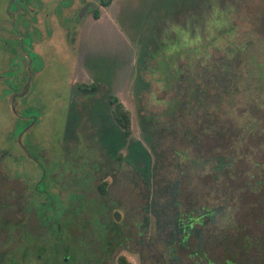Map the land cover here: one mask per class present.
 <instances>
[{
  "label": "rangeland",
  "instance_id": "1",
  "mask_svg": "<svg viewBox=\"0 0 264 264\" xmlns=\"http://www.w3.org/2000/svg\"><path fill=\"white\" fill-rule=\"evenodd\" d=\"M9 1L0 0V53L7 82L0 138L5 134L6 149L14 147L19 152L17 163L9 157L6 164L11 175H19V169L21 176L20 180L16 176V182L0 180V201H6L5 207L0 206V264H119L120 256L131 264H264V0H197L193 7L188 4L194 0H186L182 1L181 11L160 25L162 37L168 40L180 30L188 36L203 20L212 26L216 22L214 14L226 10L227 22L215 32L214 46L204 49L202 39L197 42L198 59H205V53L210 51L215 70L210 75L202 64H197L202 73L199 82L204 88L209 80L231 86L236 76L239 84L237 104L233 107L228 105L229 97L223 90L213 94L211 89L206 90L211 93L209 103L219 107L212 112L214 119L209 111L213 107L205 106L197 111L196 120L187 117L178 125L165 123L178 131L179 147L190 144L194 155L201 152L227 159L232 153L234 161L231 171L219 178L211 170L199 172L183 166L185 174L178 185L181 209L187 211L201 205L218 209L224 205L227 210L202 229V242L207 245L209 257L204 250L199 258L193 255L198 238L191 236L186 246L177 245L178 259L174 262L165 249L167 239L173 238L171 227L161 228L157 223L156 210L161 205L154 204L153 181L148 185L124 161L108 158L96 140L86 139V134L98 132L100 124L91 128L84 121L73 136L67 130L72 95L77 104L82 98L76 89L78 83L92 80L83 55L88 50L106 49L113 52L105 55L113 62L120 61L118 57L114 59L116 54L135 55L134 50L130 52L133 46L126 40L123 23L133 30L126 18L133 19L135 9L143 17L153 10L152 17L155 0H119L122 5L118 3L113 9L114 21L108 18L112 10L99 7V0H27L31 2L29 8H10L16 13L15 26L7 10ZM139 1L146 4L136 7ZM82 6L86 7L83 15ZM98 8L102 9L100 20L93 16ZM193 41L196 39H186L191 46ZM232 55L242 59L235 63L242 71L237 75L232 71L226 81L217 66L229 63ZM105 56L91 53L84 62L92 65V59L95 62ZM183 56L189 59L188 54ZM184 65L188 66L189 61ZM103 67L107 69L108 63ZM126 78L130 86L133 72ZM190 94L186 91L184 96L189 98ZM172 95L154 83L141 111H160L158 106L162 103H157V99ZM124 100L130 108L129 99ZM138 120L133 114L132 134L143 140ZM213 123L220 124L223 130H212ZM185 127L190 133L185 132ZM98 151L99 161L92 165L88 158ZM83 169L85 176H81ZM41 178L44 180L39 184ZM101 183H105L104 192L99 188ZM48 192L54 194L60 208L62 202L66 204L67 208L61 209L65 213L60 215L62 233L28 206L36 198V204L45 201ZM170 212L171 217L176 216L173 210ZM237 238H241L240 244ZM169 243L172 248L175 246V242Z\"/></svg>",
  "mask_w": 264,
  "mask_h": 264
},
{
  "label": "trees",
  "instance_id": "2",
  "mask_svg": "<svg viewBox=\"0 0 264 264\" xmlns=\"http://www.w3.org/2000/svg\"><path fill=\"white\" fill-rule=\"evenodd\" d=\"M155 1H162V2H175V0H155ZM185 2L186 0H179ZM105 4L109 3V0H104ZM197 0H194V2L188 4L190 7L192 4V7L196 5ZM191 7V8H192ZM180 10H168L166 11V14L162 17H165L164 20L167 18V15L171 13H178ZM153 11V10H152ZM152 11L145 12L144 17H151ZM191 11V10H190ZM125 12L127 13L126 9ZM190 14V13H189ZM216 22H213V25H209L207 21L203 20L201 22V25L196 26L194 29V34L192 32H188V36L185 35V41L182 46H179V49L185 52H189L194 49L198 48L197 46L188 45L189 43L186 42L187 37H190V39H196V43L202 39L201 48H205L208 46L209 43L213 42L216 43V36L215 32L218 30H222V26L226 24L228 14L226 10H219L214 14ZM142 15V12L140 10L135 9L134 18L128 19L127 23L130 24L133 28V30L127 29V25L123 23V26L125 28L127 36L135 40L137 34H143L150 30V33L153 32V26L152 25H146L145 20ZM146 19V18H145ZM129 26V25H128ZM215 26V27H214ZM123 28V27H122ZM123 28V29H124ZM160 28V26H159ZM191 31V30H190ZM214 31V32H213ZM222 33V31H219ZM183 34H186L185 31ZM191 43V42H190ZM194 43V41H193ZM187 44V47L185 46ZM145 54V53H142ZM149 55H152L153 53H148ZM161 53H156V56H158ZM164 59L161 61L164 65L167 63L170 66L172 65L173 57L168 55H163ZM93 63L92 65L88 66L91 68L92 75L96 78V80H111V76L113 75L112 72L118 65H116L115 62H113L112 59L108 57H103L99 60L92 59ZM102 62V63H101ZM105 62L108 63V68L104 69L103 65ZM117 62V61H116ZM98 64L101 65V67L98 66ZM152 67H151V66ZM149 65V72L151 69H155L157 66L155 63H151ZM162 66V64H160ZM228 61L226 63H222V66H217L219 69L218 73H221L220 69H222V74L225 75V70L229 67ZM115 72V71H114ZM233 75H237V71H234L232 73ZM165 75L167 74L165 72L160 71L159 74H153V72H150V79L148 82H146L142 78V72L138 74L137 80L135 81V92L136 97L139 104V111H141L142 108H144L142 104V100L139 97V92L143 89H147L150 91L154 83L156 85H160L161 83H171L166 78ZM230 80V78H229ZM234 83L230 84L223 83L217 84L213 81V88H207L203 90L197 91V100L199 101L200 108L199 110H203V108L206 107H213L211 113L213 111H218L219 107L217 106V103L210 104L208 99L211 96V93L213 94L214 91L218 93V90L222 91L223 94L226 97H229L228 99V105L230 107H233L237 104V92L239 90V84H238V78L236 79V76L233 77ZM216 83V84H215ZM226 85V87H225ZM223 86V87H222ZM211 89V93L209 94V91L206 92V90ZM174 93V97L171 99H168V103L170 105L165 107L162 112H146L143 114H140L139 123L140 126L143 129V140L147 143V145L144 143L142 139L133 138L132 140L128 139V136L132 133V115L129 109H127L122 103H117V106L115 108V118H116V126L115 128L118 130L116 134H112L111 132H106L107 128H110L111 123H107L105 126L100 124L99 121L94 120L93 118L84 120L86 123H89L88 127L91 128L98 127L97 124H100L101 127L98 129V132L90 133L89 135L86 134V139H95L96 142L101 143V149L103 150L104 154L108 156V158H112L113 160H116L120 163L124 161V164L127 166H131L134 169V172L140 173L141 177H143L152 187V191L154 193L155 191V202L154 204H160L161 206H157L158 211L156 210L157 214V223L158 225L163 228L164 226L171 227V234L173 235L172 239H167L165 249L169 253L168 258L174 262L176 259H178L175 251L176 248L178 249L177 245L180 246H186L189 243V239L191 236L198 238V243L195 245L193 249V255L197 256L198 258L202 256L200 253L202 250H204L208 255V249L207 245L202 242V229L205 227L208 222L214 221L217 215L223 210H227L226 206H221L218 209H215L211 205H201V207H193L188 209L187 211H183L180 207V201H179V183L180 180L183 178V175L185 174V171L183 168L184 165H188V168L192 167V170L204 172V171H212L216 172V178L226 176V173H229L231 171V168H233V158L232 153H230L229 158L227 159L224 156H217V155H206L201 152L196 153L195 155L190 152V144L186 147H179L177 145L178 140V131L175 130V127H169L168 125H165V123L168 122H177L181 123L183 115L185 113L189 114V110L182 105L183 115L179 117L176 115L175 109H177L180 105L179 102L187 101L189 102V108L190 103L196 104L195 100L193 98H188L183 96L179 93V89L177 87H174V90L172 91ZM169 97V96H168ZM186 99V100H183ZM215 99V98H214ZM146 104V103H145ZM168 114H171L168 116ZM215 114V113H214ZM212 113L211 119L215 118V115ZM209 119V117H208ZM97 122V124H96ZM164 122V123H162ZM213 122V121H212ZM212 125V124H211ZM86 125H84L85 127ZM104 128H103V127ZM161 126H164L163 128ZM107 127V128H105ZM80 127L75 128L72 133L70 134L73 136L76 131H80ZM212 130H223L220 124H214L211 127ZM103 129V130H102ZM185 132L190 133V130L185 127ZM83 130H86L83 128ZM128 144L127 152H122L121 147L123 145ZM149 147V148H148ZM110 158V159H111ZM190 164H185V163ZM112 162H110L111 164ZM150 187V186H149ZM99 188L101 191H105V183H101L99 185ZM172 208V209H171ZM160 209V211H159ZM171 210L175 212V217H171ZM227 212V211H225ZM117 220L120 219L119 212L116 211L115 213ZM173 223H172V222ZM159 226V227H160ZM55 227H57L55 225ZM158 227V230L160 228ZM115 233H118L115 228H113ZM56 231L60 233V230L56 228ZM60 240V237L57 238ZM240 239H235L237 243L240 244ZM169 242H175L174 247L172 248ZM200 253V254H199ZM170 260V261H171ZM230 261V260H228ZM232 264H238L234 263L233 261H230ZM119 264H131L126 257L120 256L118 258ZM224 262L223 264H225Z\"/></svg>",
  "mask_w": 264,
  "mask_h": 264
},
{
  "label": "flooded vegetation",
  "instance_id": "3",
  "mask_svg": "<svg viewBox=\"0 0 264 264\" xmlns=\"http://www.w3.org/2000/svg\"><path fill=\"white\" fill-rule=\"evenodd\" d=\"M9 2H8L9 4L7 5V10L12 16L13 24L15 26L16 13L14 11L16 9H20V7L21 9L29 8V5L31 4V2H28L27 0H11ZM118 3L122 5V3L119 0H109L108 4H105L104 0H99L98 2L99 7H102V9L112 10L111 16L108 18L112 19L113 21L116 16L113 9L116 6H118ZM166 3L167 2L154 1L153 2V6L155 8L154 14L151 18L146 17L145 19L146 25L153 26V32L150 33V30H149L146 33L137 34L135 40L130 39L126 34L127 42L128 43L131 42L133 46L130 52L134 50L135 55H133L132 57L131 56L128 57L126 54L125 55L110 54V55H114L113 56L114 59H117V57L120 59L119 62L115 61L116 65L118 66L117 67L115 66L112 72L113 75L111 76L110 81L96 80V78L92 75L91 68L88 66V63L84 61L86 57L88 58L89 56H91V53H93V55L94 53H99L100 55L105 56V55H108L106 53H113V52L106 51V49H97L94 52L88 50L83 55L84 66L88 69V72L90 76L92 77V80L89 82L81 81L80 83H78V87L76 89H77V92L79 91L78 93L82 95V98L78 101L77 104H75L76 101L75 99H73V95H72V102H71L72 105L70 108V116H69L68 123H67L68 134L71 131H73L75 128L80 127L83 124L84 120L86 121L91 118L99 121L100 124L104 126L107 123H111L110 128L105 127L107 128L106 132L109 129L108 132H111L112 134H116L118 130L115 128L116 118L114 116H115V108L117 106V103H122L127 109H129L131 112L132 118H133V114L136 115V117L140 118V114H143V112L138 111L139 109L138 104H140V102L138 103L136 92H135V81L137 80L138 74L140 72H142V78L146 82H148L150 79L149 77H150L151 71L153 72V74H156V77H157V74L160 73V71L165 72L167 74L166 79L171 83L170 84L161 83L160 85H158V89L162 90L165 94L173 93L172 91L174 90V87H177L179 89V93L183 96V98H184V94L186 91H188L189 93H192L190 94L191 95L190 98H193L196 104L190 103V108H189V102L188 103L187 101H183L182 103L179 102L180 105L177 109H175V111L177 113L176 115L181 117V115H183V110L181 106L184 105V107L186 108V111L187 109L189 110V114L185 113L183 115L182 120L186 119L187 117L191 118V120L192 119L196 120L197 111L199 112L201 111L198 109V107L200 108V105H199V101L197 100V91L199 90V88H201V90L207 89V88H211V89L213 88V80L212 81L209 80L205 88L204 86L201 87V82H199V80L201 81L200 76H202V73L198 72L199 66L197 64H202L203 66L202 68H205L207 73H209L210 75H214L215 74V70H213L214 57L208 54L210 53L209 51L205 53L206 54L205 59H198L199 52L197 48L192 49L190 53L180 50L179 46H182L185 41L186 34H183L184 30H180V33L177 36H175L173 39L168 40L162 37L161 35L162 32L159 30V26L162 24L165 17L160 18L159 15L160 14L165 15V8L167 7H169L170 10H180L181 9L180 7L182 5L181 1H179V3L178 2H169L168 4ZM144 4L146 3H140L139 1V3H136L135 6L139 7ZM12 5H15L16 8L15 10L11 11L10 8ZM81 8L83 9L82 10V15H83L86 7L82 6ZM102 9L98 8L94 10L93 16L95 19L97 20L102 19L103 15L100 12ZM176 14L177 13H170L167 15V17L176 15ZM153 18H156V19H153ZM157 19H160V20H157ZM115 24L117 26L118 23L115 22ZM118 26L122 31H124L120 23L118 24ZM191 30H192V33L194 34V30L196 29L192 28ZM212 45L214 46L213 42L209 43L208 46H206L204 49H211ZM185 46L187 47V44ZM194 46H197L196 41H194ZM190 47L192 46L190 45ZM142 53H145V54H142ZM148 53H153V54L149 55ZM156 53H161V54L156 56ZM183 54H186V55L188 54L189 59L185 58ZM163 55H168V56L173 57V61H172L173 66H170L168 63L164 65L161 62L164 59ZM233 57L234 59H232ZM130 58H133V59L131 60ZM228 58H229L228 60H229L230 66L225 71L227 79H229V75L232 73V71H237V72L242 71V69L239 70L240 67L235 64V63H240L242 61L240 56L232 55ZM97 59L99 60V58ZM187 61H189V65L185 66L184 64L187 63ZM152 62L155 63L157 66L155 67V69H151V71L149 72V65ZM160 64H162V66ZM132 72H133V78H132V81L130 82V86H128L126 84V80H127L126 75H129ZM5 76H6V72L3 70V56H2V53H0V115H1V110L3 111L2 105L5 102V94L7 90L6 88L7 82H6ZM196 83H199V84H196ZM29 84H30V79H29ZM74 84H77V83H74ZM199 85L200 87L198 88ZM12 93L13 91L11 92V94ZM149 93L150 91L147 88V89H143L138 94L142 100L143 106H145V99ZM124 97L126 99H129V103L131 105L130 108L128 107V103L124 100ZM172 97H174V95L169 96L167 98H163V99H157L158 100V102L156 101L157 103H162V104H159L158 106L162 108L158 112H162L165 107L167 108V106L170 105V103H168V99H171ZM183 100H186V99H183ZM210 111L212 110L210 109ZM169 115L171 114H168V116ZM20 117H24V116L21 115ZM31 123L32 122L30 121L28 125H30ZM89 134L90 133H88V135ZM4 136L5 134H3L0 138V180L2 182H6L9 180L16 182L20 180L21 171L18 169L19 175L17 174L11 175L7 169L6 161L8 160L9 157H13L12 160H14V163H17L18 162L17 160L19 159L20 155H19V152H16L14 147H12V149H6L5 147L6 143H5ZM133 138L134 136L131 133L128 136V139L132 140ZM99 145L101 146L100 142H99ZM127 149H128V144L123 145L121 147L122 152L126 153ZM99 152L100 151L90 154V157L88 159H90V161H93L92 165H94L95 163H98L97 161H99V158H100ZM27 154L29 155V153ZM31 158L33 159V156H31ZM106 175L113 177L112 173H109V174L107 173ZM16 176L19 177L18 180L16 179L17 178ZM81 176H85L84 169L81 170ZM24 177H25V174H24ZM51 179L52 177L50 178V180ZM43 180L44 179H42V181H39V184H41ZM52 187H51V190H52ZM18 197L21 199L22 195H19ZM36 199L32 200V203L28 206L35 208L38 214L45 217L47 221L50 222L51 224L56 225L57 228L60 230V233H62V222L60 219V215L63 216V214L65 213V211L61 209L64 207L67 208L65 202H62V205L60 208L58 205V202H56L55 200L54 194L49 193V192L47 193V197L45 198V201H43L42 203L36 204ZM26 201L28 202V200ZM0 202H1L0 206L2 207L6 206V201L4 199H2ZM40 209H42L43 211H40Z\"/></svg>",
  "mask_w": 264,
  "mask_h": 264
}]
</instances>
